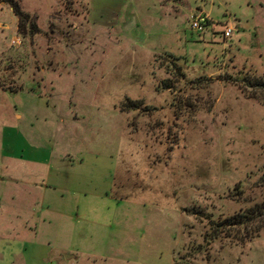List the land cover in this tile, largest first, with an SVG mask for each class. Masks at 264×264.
<instances>
[{
    "label": "rangeland",
    "instance_id": "rangeland-1",
    "mask_svg": "<svg viewBox=\"0 0 264 264\" xmlns=\"http://www.w3.org/2000/svg\"><path fill=\"white\" fill-rule=\"evenodd\" d=\"M131 4L0 0V264H264V0Z\"/></svg>",
    "mask_w": 264,
    "mask_h": 264
},
{
    "label": "trees",
    "instance_id": "trees-1",
    "mask_svg": "<svg viewBox=\"0 0 264 264\" xmlns=\"http://www.w3.org/2000/svg\"><path fill=\"white\" fill-rule=\"evenodd\" d=\"M14 5L15 4L12 3L13 12L15 13V15L20 16L19 8ZM178 68L176 69L177 72ZM245 81H247V85L250 87L253 86L257 88L258 86H262L264 88V76L255 78L250 81L246 78ZM161 84H163L162 87H167L170 84V79L163 80ZM127 104L131 105L132 107H136L137 109L140 106V104H136V102L132 101H129ZM129 107L127 108L129 109ZM135 119L137 120V118ZM211 222H213V224L215 225V229H220L217 231H222L223 233H225V231L227 230H230L231 228H242L246 230L248 226H253L252 229H250V232L246 233L247 237L250 238L254 233L259 232V229L264 226V201L254 204L252 207L246 209L242 213L239 212L233 214L225 219L211 220ZM247 237H244V239H246Z\"/></svg>",
    "mask_w": 264,
    "mask_h": 264
},
{
    "label": "crops",
    "instance_id": "crops-1",
    "mask_svg": "<svg viewBox=\"0 0 264 264\" xmlns=\"http://www.w3.org/2000/svg\"><path fill=\"white\" fill-rule=\"evenodd\" d=\"M161 1V0H160ZM115 3V4H114ZM180 3V2H179ZM114 4V5H112ZM126 7V13H125V17L122 19L121 16V7L123 9V7ZM88 7H89V12H88V17L86 18V22L88 23L87 25H98L100 26L101 24L103 25H117V28H121V22L126 21L128 22V20H124L129 18L130 16V12L132 10V4H131V0H88ZM112 8L111 12L110 9ZM109 13V16H105L103 15V13ZM92 14L98 15L97 18L96 17H92ZM128 16V17H127ZM123 27L121 29L123 30H128V29H134L135 30V26L134 24L130 23L128 25L123 24Z\"/></svg>",
    "mask_w": 264,
    "mask_h": 264
},
{
    "label": "built area",
    "instance_id": "built-area-1",
    "mask_svg": "<svg viewBox=\"0 0 264 264\" xmlns=\"http://www.w3.org/2000/svg\"><path fill=\"white\" fill-rule=\"evenodd\" d=\"M190 19H191L190 26L192 30H196V31H202L204 27L209 23L208 17L204 13H199L194 16L192 15ZM232 33H233V29L228 28L227 26L224 29V32L222 33V35L224 38H227V37L229 38Z\"/></svg>",
    "mask_w": 264,
    "mask_h": 264
}]
</instances>
